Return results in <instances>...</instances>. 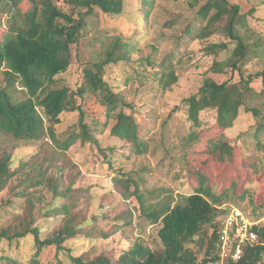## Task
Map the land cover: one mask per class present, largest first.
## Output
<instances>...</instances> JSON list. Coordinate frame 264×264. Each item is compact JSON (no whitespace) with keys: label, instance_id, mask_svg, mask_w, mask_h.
<instances>
[{"label":"rangeland","instance_id":"1","mask_svg":"<svg viewBox=\"0 0 264 264\" xmlns=\"http://www.w3.org/2000/svg\"><path fill=\"white\" fill-rule=\"evenodd\" d=\"M16 1L21 12L29 8L26 0ZM53 2L66 11L65 0ZM205 2L154 0L153 7L147 8L145 14L143 0H123L119 15H106L95 9L85 18L81 37L71 46V63L64 73L56 76L52 87L77 90L83 83V67L102 60L110 37L120 38L128 44L129 57L110 67L104 79L126 103L125 113L137 125V142L142 145V151L134 148V142L112 135L115 119H109L104 126L103 109L92 97H87L82 107L84 121L96 143L77 140L63 152L57 151L47 138L17 145L12 153L11 170L21 169L32 175L46 170L54 176L61 172L59 190L65 191L67 197L59 204L68 206L72 225L79 226L78 234L63 244L66 251L43 248L37 255L40 264L52 261L72 264L69 255L91 260L105 254L116 259L134 243L158 251L161 242L157 232L161 224L151 223L141 210V202L162 209L199 187L222 196L223 213L218 214L216 222L222 226L221 231L226 229L230 233L226 255L234 252L237 226L243 221L251 224L248 228L254 224L264 227V217L251 220L252 207L264 205V133H260L259 143L253 138L259 126L258 118L242 108L232 127L224 133L230 147L213 153V143L222 140L213 113H200V125L196 128L186 117L184 100L196 94L205 79L218 84L238 83L240 79L238 72L230 68L221 74L210 69L215 57L207 55L205 48L226 41L219 33L223 22L212 26L216 33L204 39L194 37L206 25L197 15ZM228 2L237 4L241 13L256 7V12L247 16V26L241 29V34L248 37L249 48L258 41L264 50V0ZM188 28L191 34L185 33ZM226 56L223 53L216 59ZM162 61L171 63L176 77V82L165 90L158 83L157 72ZM263 68L264 51L258 50L248 55L242 73L246 78ZM0 84H3L1 73ZM250 87L246 107H254L264 119L261 80L253 79ZM59 118L57 134L65 136L78 130L76 111L62 113ZM192 134L195 138H190ZM19 175L0 192V232L12 235L37 227L41 239L52 236L64 225L65 217L61 214L43 217L42 210L52 201V193L44 186L20 184ZM126 178H131L132 183H126ZM244 190L248 193L241 199ZM260 211H255V215ZM101 234L108 237L102 238ZM34 252L31 236L12 243L0 238V264H27ZM197 252L201 258L204 250ZM225 254H220V261L215 264H223Z\"/></svg>","mask_w":264,"mask_h":264},{"label":"trees","instance_id":"2","mask_svg":"<svg viewBox=\"0 0 264 264\" xmlns=\"http://www.w3.org/2000/svg\"><path fill=\"white\" fill-rule=\"evenodd\" d=\"M29 8L21 12L16 0H0V192L17 174L20 184L27 187L44 186L52 193V201L43 208L42 216L50 218L61 214L65 217L64 225L52 236L41 239L37 227L15 231L9 235L0 232V238L9 243L31 236L35 252L27 264H40L37 255L43 248L54 247L57 251H66L63 244L78 234L79 226H73V218L65 203V191L59 190L61 172L56 176L40 170L33 175L25 170H11L12 153L19 143L37 142L47 138L57 151H66L77 140L96 143L85 120L83 102L87 97L95 99L103 109L104 126L111 118L115 123L111 128L113 136L134 142V148L142 151L137 142V125L132 116L125 113L126 103L119 93L106 82L104 76L108 69L128 59V44L118 37H110L100 61L88 63L83 67V83L75 91L66 87L54 89L56 76L64 73L71 63V46L78 43L85 27V18L95 9L106 15L122 13L123 0H65L66 11L56 6L53 0H26ZM144 13L153 7L154 0H143ZM256 7H250L241 13L237 4L228 0H206L198 9L200 21L206 25L194 34L204 39L214 33L213 27L218 22L224 25L219 30L226 41L211 43L206 46L207 55L215 58L211 71L223 73L225 68L237 71L238 83H216L205 79L198 92L184 100L186 117L193 128L200 125L199 114L205 111L213 113L214 122L219 130L218 143H213L212 152L217 153L229 146L225 141V131L232 127L240 110L243 108L258 118L259 126L253 138L259 140L264 133V119L254 108L246 107V97L252 91L253 79H260L264 92V68L260 72L249 74L244 78L242 67L250 53L262 50L261 42L249 48L248 37L241 34L246 29L247 16L253 15ZM190 28L185 30L191 34ZM227 53L226 57L216 58ZM149 64V62H146ZM158 73V83L163 90L176 82L171 71V63L162 61ZM20 94V97H18ZM80 101L78 103L77 101ZM77 112L78 130L69 131L65 136L57 134L56 126L60 124V115ZM190 138H195L192 134ZM224 139V141H223ZM259 143V142H258ZM230 147V146H229ZM21 171V172H20ZM126 183H132L126 178ZM24 191V190H23ZM248 193L244 190L241 199ZM22 195V194H21ZM224 205L221 194L213 190L194 188L192 193L182 195L162 209L145 206L141 202L142 212L152 224L160 223L157 236L161 249L152 251L140 243H134L124 250L116 259L101 254L91 260L82 256H68L72 264H215L220 261V231L222 226L216 222L218 214L223 213ZM262 210L255 215V211ZM252 222L264 217V205L252 207ZM250 232L257 236V242L247 244L241 249L240 257L232 260L228 257L225 264H264V227L253 225ZM107 238V234H101ZM204 250L202 257L197 251ZM50 264H61L50 262Z\"/></svg>","mask_w":264,"mask_h":264},{"label":"built area","instance_id":"3","mask_svg":"<svg viewBox=\"0 0 264 264\" xmlns=\"http://www.w3.org/2000/svg\"><path fill=\"white\" fill-rule=\"evenodd\" d=\"M249 223L243 221L242 224L237 226V242L235 244V248H234V252L230 255H226L225 251L226 248H228V244H229V239H230V233H227L226 229H223L220 232V254L224 255L225 257L228 258H232V260H237L240 257V253H241V249L243 247V244L246 243L247 244H253L257 242V237L254 233L250 232V228L249 227ZM256 225V224H254ZM252 227V226H251ZM224 257V258H225ZM223 264H225L223 262Z\"/></svg>","mask_w":264,"mask_h":264}]
</instances>
